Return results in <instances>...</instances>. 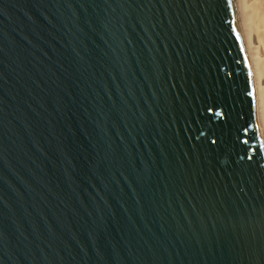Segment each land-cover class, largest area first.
Masks as SVG:
<instances>
[{
  "label": "water",
  "instance_id": "1",
  "mask_svg": "<svg viewBox=\"0 0 264 264\" xmlns=\"http://www.w3.org/2000/svg\"><path fill=\"white\" fill-rule=\"evenodd\" d=\"M0 264H264L232 0H0Z\"/></svg>",
  "mask_w": 264,
  "mask_h": 264
},
{
  "label": "bare ground",
  "instance_id": "2",
  "mask_svg": "<svg viewBox=\"0 0 264 264\" xmlns=\"http://www.w3.org/2000/svg\"><path fill=\"white\" fill-rule=\"evenodd\" d=\"M232 1L250 66L256 125L264 150V0Z\"/></svg>",
  "mask_w": 264,
  "mask_h": 264
}]
</instances>
